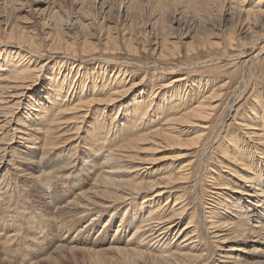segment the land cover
I'll return each mask as SVG.
<instances>
[{"label":"rangeland","instance_id":"374dc122","mask_svg":"<svg viewBox=\"0 0 264 264\" xmlns=\"http://www.w3.org/2000/svg\"><path fill=\"white\" fill-rule=\"evenodd\" d=\"M18 1L17 3L16 0H12L13 4L7 6L3 4L4 0H0V20L2 19L0 28L7 21H11L19 30L24 27L25 32L33 36L34 42L40 44L41 51L45 52L39 61L40 65L43 63L45 66L39 71L35 85L29 87V90L25 89L21 104L15 110L13 120L19 124L10 125L0 131V230H2L0 242L10 240L12 244L10 250L5 251L6 254L0 245V264H37V261H41V264H48L46 261L49 256L55 258L53 264H65L66 261L70 264H77L72 260L74 254L81 255V263L85 262V264H94L93 262L98 260L104 261V264H126L127 262V264H156L158 261V264H178V262L179 264H183V262L184 264H248L244 259L237 261V258L244 254L242 249L248 246L247 241L257 239L250 234L251 229L256 225V220L255 214L254 216L251 215L250 210L245 207L248 195L244 196L242 193H246L248 190L251 194L257 192L254 193L257 196L260 186L258 180L254 182L257 188L251 187L250 183L241 184V182L234 180L233 173L237 171L236 168H240L239 161L247 158V161L254 165L253 168L263 167L261 175L264 180V163L262 160L259 161L258 151H255V145L259 142L257 140L260 135L264 140L263 126L258 125L254 128L252 125L250 127L244 125L246 123L251 124L254 121V116L258 112L262 114L264 111V12L262 15H255L253 12L254 14L246 19L243 10L233 7L228 2L224 3L223 0H217V2L216 0H204L203 2L202 0ZM251 1L257 2L258 0ZM262 7L264 10V1ZM255 11H258L257 8ZM51 12H55L53 15L56 17L52 18ZM53 22H58V24ZM68 29L71 30L68 31ZM69 32L70 36L68 35ZM0 35L4 37L2 31ZM53 35L56 37L54 38ZM36 37L40 39L38 40ZM60 37L63 39L62 42L65 40V42L70 43L71 51L76 52L77 58L69 57L70 61L63 57V49L54 50L59 42L57 38ZM128 42L129 44H127ZM50 43H53L54 47L50 48L52 46ZM130 43L134 45L131 46ZM12 44L15 47L11 44L0 45L1 75L9 74L15 65L11 50L19 49V44ZM26 48L28 47L26 46ZM109 50H113V53L107 52ZM56 51L58 53H54ZM110 55L113 57H109ZM74 61L76 64L79 61V64H73ZM30 65L34 66V62ZM78 67L82 68L81 72L85 73V77H90L86 83L92 87L91 92L94 90V93L85 97L82 102L85 103L86 108L81 107L74 112L70 109L79 100L78 97L70 98L73 103L71 106L68 104L71 102L65 103L60 99H63L64 94H67L66 91L70 83L68 80L75 79L77 74H81ZM59 73L61 74L59 75ZM69 75L72 76L69 78ZM175 78L183 79L173 82ZM63 80L65 81L61 87L60 83ZM102 85L125 91L122 101L124 104L123 116L118 121L113 118L112 106H105V102H107L105 99L108 97L105 93L109 90ZM58 89L63 93L62 96L58 97L61 107L53 112L52 106L56 105L57 107L58 104H55L54 101L57 96L51 92ZM77 91L79 92V90ZM152 92L155 93L152 94ZM30 97L35 100L33 105L31 104L32 101H29ZM137 101H141V104L138 105L139 110L136 106ZM206 101L207 103H205ZM41 102L45 103L48 110L40 109ZM86 102H93V104L90 105L89 103L88 106ZM197 102H202L206 106L208 104L209 109L207 110H211L213 113L211 118L194 119L195 121L192 118H186L185 112L189 108L197 106L199 104ZM211 103L216 108L210 109ZM142 107L149 110L145 118L140 120ZM86 111L89 112L87 115H85ZM180 113H182V118L179 117ZM176 116H178V122H183V124L176 125L178 129L173 136L181 132L178 136L182 137L183 143L186 146L188 143L189 147L186 148L183 143L170 144L169 146L163 143V145H157V150L156 147L150 148L148 153V148L151 145L141 143L138 147L145 146L142 150L130 149L131 144L134 141H139V138L146 132L148 135L151 134L150 138L160 137L162 139L159 134L161 131L158 130L162 127L166 129L169 125L167 121L171 122L170 119H174ZM167 117L168 120H166ZM79 118L80 120H78ZM186 120H193L195 123L194 125H184ZM35 125H38V128ZM205 126L207 128H201ZM22 127L24 130L20 129ZM198 129L200 130L197 132ZM253 132L258 133L259 136L249 135ZM198 133H204L201 143L203 142V146L204 142H207L205 147H202L201 143L198 145L193 142L192 139ZM32 143V149L26 148L27 145L25 144L32 145ZM151 149L156 152L154 153ZM143 150L147 153L141 152ZM236 150L237 152H235ZM226 151H228L227 155H230L231 159L226 156ZM29 153L33 157H30ZM110 153L116 154L118 157L119 161L115 163V166L120 168L118 169L120 171L117 176L118 178L122 177L123 181L126 180V185L142 184L147 187L149 183L160 181L163 177L165 179L170 174L166 179H171V182L174 181L172 183L175 184L173 188L175 196L185 197L189 212L181 219L180 228L185 227V225L188 226L191 216H195L193 225L189 228L194 232L190 237L193 238V241L196 240L195 244L193 243L196 246L191 248L192 253L189 252L192 254L190 255L191 258L181 257L182 259L176 260V263L174 260H171L172 263L168 261L166 263V259L159 257L161 250L154 248L158 245L155 244V240L159 239L157 236L159 233H154L152 226L147 224V213L150 206L146 205L145 200L148 201L149 197L153 196V191L144 195H134L127 200H119L113 204V207L106 208L107 210L102 207L101 212L99 211L100 214L98 211L95 212L97 218L93 217V220L97 221L100 226L85 236H80L78 233L88 220L89 216L87 215L89 213L83 216L82 212L74 214L75 211L73 212L69 208L64 209L65 211L60 210L57 215L63 217L64 223L61 229L53 219H49L55 213L52 210L53 205L48 202L67 204L79 192L90 190L96 181L94 178L97 179L102 170L105 169V164L102 162ZM43 154V159H40ZM122 154L123 156H121ZM134 156L136 158L138 156L146 157L147 159L138 160L133 158ZM236 156H240L238 161L235 160L237 159ZM159 157L163 159L160 160ZM231 161H234L233 163L236 165ZM141 163L143 165L139 167ZM186 167L188 168L186 169ZM172 168L176 169L173 170ZM179 168H183L185 173L192 170V174L185 181L178 182L176 177H179V172H177ZM241 170L242 168L239 169V171ZM143 178L147 181H144ZM152 179L154 180L152 181ZM44 186L46 190L43 189ZM232 186L238 187L232 189ZM223 201H226L224 204L227 203V208L224 207L223 209L225 206ZM230 203L234 204L232 208H230ZM241 206L244 207V210L241 209ZM217 207L219 208L217 209ZM235 207L237 208L235 209ZM212 208L215 212L211 213L217 212L218 220L224 221L223 224L228 222L233 225L234 223V228L239 229L241 233L243 232L241 236L244 238L242 240L234 238L225 242L218 241L219 238H214L210 234L212 228H210L209 221L211 219L208 217L209 210L213 211ZM239 212L241 215L238 216L242 217H234ZM31 213L35 217L31 216ZM38 216L49 219L46 224L43 223L41 233L38 230L40 228ZM75 217L77 218L74 219ZM122 220L126 223H123ZM133 223H138V226H132ZM135 227L136 229L141 227L140 230L145 232L144 238L131 240ZM102 229L104 230L102 231ZM233 229L229 231L223 229L225 231H221V234L234 235L235 233H231ZM116 231L119 232L118 235H115ZM15 234L17 237L13 240ZM62 234L68 235L73 240L58 241V237ZM38 237L41 240H38ZM76 238L77 240L82 238L86 241H76ZM166 238L168 240L162 241L160 244L162 248L176 250L177 247L178 249L177 245L182 238L179 239L175 233L170 232L164 237V240ZM139 241L141 242L140 246L137 244ZM251 243L261 249L259 252L264 253V243L256 241ZM79 246L81 248L84 246L83 248L92 251L95 250L94 252L97 254H94L95 256L88 254L82 256ZM121 246L126 249L133 248L135 251L147 252L146 254L143 253L142 256L140 253H137L139 256H133L129 249L131 253L129 252L127 257L124 255L122 257L112 249L113 247L121 248ZM109 247L110 249H108ZM231 247L235 249L233 250ZM68 248H73V250L69 252ZM58 249L66 254L67 258L59 259ZM107 250L110 252L108 253ZM186 251H190V248ZM150 255L153 257L151 258ZM248 255L254 256L249 253ZM150 259H152V263Z\"/></svg>","mask_w":264,"mask_h":264},{"label":"bare ground","instance_id":"6f19581e","mask_svg":"<svg viewBox=\"0 0 264 264\" xmlns=\"http://www.w3.org/2000/svg\"><path fill=\"white\" fill-rule=\"evenodd\" d=\"M2 1V0H1ZM17 1V3L19 2L18 0H16ZM23 1V0H22ZM204 0H202V2H203ZM220 1H222V0H220ZM248 1L249 0H223V2L224 3H229V4H231L233 7H238V8H240V10H243V12H245V15H246V19H248L249 17H251L254 13L253 12H255V15L256 14H263V12H264V10L262 9L263 7H262V4H263V1L264 0H258L257 2H255V1H249V3H248ZM48 2V1H47ZM216 2H217V0H216ZM195 3V2H194ZM193 3V4H194ZM215 3V2H214ZM221 3V2H220ZM219 3V4H220ZM254 3H256V4H254ZM2 4V3H1ZM3 4L4 5H7V6H9V5H12L13 3H12V0L10 1V0H4V2H3ZM217 4V3H216ZM248 4V6L246 7V5ZM253 4V5H252ZM260 4H261V6H260ZM16 5V4H15ZM23 5H24V3H23ZM22 5V6H23ZM210 5V4H209ZM194 6V5H193ZM6 7V6H5ZM130 7V6H129ZM250 7V8H249ZM262 7V8H261ZM14 8V7H13ZM52 8V7H51ZM87 8V7H86ZM219 8H220V6H219ZM256 8H257V10L258 11H255L256 10ZM48 9V8H47ZM49 9H50V7H49ZM13 10V9H12ZM16 10V9H15ZM52 10V9H51ZM219 10V9H218ZM53 11V10H52ZM54 11H56V10H54ZM222 11V10H221ZM242 12V11H241ZM14 13H15V11H14ZM52 14L50 15L52 18H54V17H56L55 15H53V13H55V12H51ZM61 15V14H60ZM264 15V14H263ZM5 16V15H4ZM22 16V15H21ZM26 16V15H25ZM258 16V15H257ZM16 17V16H15ZM19 17V16H18ZM17 17V18H18ZM48 17V16H47ZM50 17V18H51ZM58 17H59V15H58ZM61 17V16H60ZM256 17V16H255ZM0 18H1V13H0ZM28 18H29V16H28ZM49 18V17H48ZM62 18V17H61ZM67 18V17H66ZM22 19V18H21ZM25 19H27V18H25ZM58 19V18H57ZM60 19V18H59ZM244 19V18H243ZM28 20V19H27ZM26 20V21H27ZM64 20V19H63ZM250 20H251V18H250ZM25 21V20H24ZM62 21V20H61ZM66 22L68 21V20H65ZM246 21V20H245ZM51 22V21H50ZM71 22V21H70ZM0 23H2V19L0 20ZM23 23V22H22ZM53 23H56V24H58V22H53ZM64 24H67V23H64ZM84 24V23H83ZM155 24V23H154ZM5 25V26H4ZM4 25L2 26L1 25V27L2 28H0V32L2 31L3 32V35H4V37L2 36L1 37V35H0V45H5V44H11V45H13L12 43H15V44H19L18 45V47H19V49H16V50H11L12 51V53H13V55H14V59H15V65L12 67V69H11V71H10V73L9 74H3V75H1L0 76V131L1 130H3L4 128H7V127H9L10 125H14V124H19V123H17V121H14L13 120V115H14V113H15V110H17V107H19V105L21 104V98H22V96H23V94L25 93L24 91H25V89H28L29 87H32L33 85H35V81H36V77L38 76V74H39V71H41L43 68H44V64L42 63V65H40V59H41V57H43V53H45V52H42L41 51V49H40V47L39 46H41L40 44H37V43H35L34 42V37L33 36H31L30 34L28 35L26 32H25V30L23 29V28H21V30H19V29H17V26L15 27L14 26V24H12V22L10 21H7V22H5L4 23ZM21 25V24H20ZM62 25V24H61ZM85 25H89V24H85ZM62 26H64V25H62ZM61 26V27H62ZM19 27V26H18ZM58 28L60 27V26H57ZM65 27V26H64ZM67 27V26H66ZM83 27H84V25H83ZM55 28V27H54ZM26 29V28H25ZM51 29V28H50ZM63 29V28H62ZM61 29V30H62ZM32 30V29H31ZM55 30V29H54ZM69 30H71V29H68V31ZM33 31V30H32ZM35 31V30H34ZM64 31V30H63ZM37 32V31H36ZM62 32V31H61ZM60 32V33H61ZM65 32V31H64ZM112 32V31H111ZM126 32V31H125ZM52 33V32H51ZM56 33V32H55ZM84 33V32H83ZM33 34V33H32ZM64 34V33H63ZM67 34V33H66ZM34 35H35V33H34ZM39 35H40V33H39ZM38 35V36H39ZM59 35V34H58ZM57 35V36H58ZM69 36L71 35L70 34V32H69V34H68ZM127 35V34H126ZM133 35H134V33H133ZM37 36V35H36ZM42 36V35H41ZM54 36V38L56 37L55 35H53ZM107 36V35H106ZM109 36V35H108ZM123 36V35H122ZM128 36H129V34H128ZM72 37H74V36H72ZM36 38H38V37H36ZM35 38V39H36ZM42 38V37H41ZM48 38V37H47ZM51 38V37H50ZM87 38V37H86ZM89 38H90V36H89ZM108 38V37H107ZM127 38V37H126ZM40 38H38V40H39ZM43 39V38H42ZM42 39H41V41H42ZM57 39H59V42L57 43V41H56V43H57V45L54 47L51 43V47L50 48H52V47H54V50H57V49H63L64 50V53H62L64 56V58H67L68 60H70L71 61V59H69V57H74V59L75 58H77V54H76V52H74V50H73V52L71 51V45H69L70 43H68V42H65V40H64V42H62L61 40H63L61 37L60 38H57ZM56 39V40H57ZM64 39H65V37H64ZM76 39V38H75ZM74 39V40H75ZM88 39V38H87ZM111 39V38H110ZM116 39V38H115ZM131 39V38H130ZM37 40V39H36ZM51 40H52V38H51ZM72 40V39H71ZM83 40V39H82ZM121 40V39H120ZM73 41V40H72ZM80 41V40H79ZM85 41V40H84ZM87 41V40H86ZM90 41V40H89ZM88 41V42H89ZM109 41V40H108ZM127 41V40H126ZM75 42V41H74ZM106 42H107V39H106ZM84 43V42H83ZM92 43H93V41H92ZM105 43V42H104ZM111 43H113V42H111ZM111 43H110V45H111ZM245 43V42H244ZM74 44V43H73ZM87 44V43H86ZM127 44H129V42L127 43ZM131 44V46H133L132 45V43H130ZM16 45V46H17ZM55 45V44H54ZM82 44H80V46H81ZM14 47H15V45H13ZM26 46L28 47V48H26ZM48 46V45H47ZM73 46V45H72ZM83 46V45H82ZM107 46H108V43H107ZM118 46V45H117ZM122 46V45H121ZM129 46V45H128ZM214 46V45H213ZM37 49H36V48ZM74 47V46H73ZM84 47V46H83ZM86 47V46H85ZM92 47V46H91ZM46 48V47H45ZM75 48V47H74ZM129 48H131V47H129ZM167 48V47H166ZM39 49V50H38ZM76 49H78V48H76ZM262 49V48H261ZM81 50V49H80ZM79 50V51H80ZM87 50V49H86ZM85 50V51H86ZM90 50V49H89ZM89 50H88V52H89ZM98 50V49H97ZM105 50V49H104ZM110 50H111V48H110ZM107 51V52H112L113 53V50L112 51ZM119 50H120V48H119ZM118 50V51H119ZM93 51V50H92ZM114 51H116L115 49H114ZM165 51V50H164ZM52 52V51H51ZM94 52V51H93ZM173 52V51H172ZM2 53V52H1ZM54 53H58V51H56V52H54ZM79 53V52H78ZM163 54H164V52H162ZM50 54H52V53H50ZM60 55V54H59ZM91 55V54H90ZM93 55V54H92ZM91 55V56H92ZM113 55V54H112ZM167 55V54H166ZM103 56V55H102ZM104 57H106V56H104ZM109 57H113V56H109ZM73 61V60H72ZM24 62H26V63H24ZM32 62H34V66L33 65H30V63H32ZM79 62V61H78ZM77 62V64H79ZM72 63V62H71ZM73 64H76L75 63V61L73 62ZM76 64V65H77ZM12 65V64H11ZM40 65V66H39ZM167 65V64H166ZM33 66V67H32ZM85 68V67H84ZM78 69L80 70V72L79 73H81V74H77L76 75V77H75V79H70V80H68V81H70V83H69V88H68V90L66 91L67 92V94H64V98L63 99H60V100H63L65 103L66 102H71L70 101V98L72 99V98H79V100L78 101H76V103H74V105L72 106V108L70 109V111H74V110H77L78 111V109L79 108H83V107H85L84 105H85V103H82L83 101H84V99H85V97H87L88 95H92L93 93H94V90H92V92H91V88L92 87H89L88 85H87V80L90 78V77H85L86 75H85V73L82 71L81 72V70H82V68H79L78 67ZM61 73H59V75H60ZM125 76H126V74H124ZM72 75H69L68 77L70 78ZM59 77V76H58ZM119 77V76H118ZM118 77H116V79H118ZM85 78H86V80H85ZM235 78V77H234ZM30 79H33L32 81L30 80ZM50 79V78H49ZM78 79H80V81H78ZM115 79V80H116ZM181 79H183V78H175L174 80H173V82H175V81H178V80H181ZM185 79V78H184ZM114 80V81H115ZM64 81L65 80H63V81H61V83H60V86L61 87H63V84H64ZM72 81V82H71ZM121 81V80H120ZM33 82V83H32ZM232 82V81H231ZM107 85V84H106ZM167 85V84H166ZM97 86V85H96ZM105 89H107V90H109V91H107V93H105L108 97H106V99H105V101L107 100V102H105V106L107 105V106H112V115H113V118H115V120H120L121 119V117L123 116V110H124V104L122 103V101L124 100V97H123V92H125V91H122L121 89H117V88H110L109 86H104V85H102ZM162 86H163V84H162ZM115 87V86H114ZM237 87V86H236ZM97 88V87H96ZM31 89V88H30ZM95 89V88H94ZM165 89V88H164ZM29 90V89H28ZM77 90H79V92L77 91ZM80 90H82L83 92H81ZM103 92V91H102ZM53 95H55V96H57L55 99H54V101H55V104H58V106L56 107V105L53 107L52 106V108H53V112L54 111H56V110H58V108H60L61 107V102L58 100V97L59 96H62V94L63 93H61L60 92V90L58 89V90H55V91H53V92H51ZM155 92H152V94H154ZM45 95V94H44ZM95 95H97V94H95ZM95 95H94V99H95ZM40 97H41V95H40ZM212 97V96H211ZM211 97H208V98H211ZM62 98V97H61ZM205 98V97H204ZM207 98V97H206ZM51 99V98H50ZM88 99V98H87ZM91 99H93V97H91ZM90 99V100H91ZM93 99V100H94ZM216 99V98H215ZM257 99H258V97H257ZM199 100V99H198ZM204 100V99H203ZM205 100H207V99H205ZM214 100V99H213ZM29 101L31 102V104L33 105V102H35V100H33V97H30L29 98ZM89 101V100H88ZM202 101V100H201ZM42 104V106H41V108L40 109H42L43 108V110L44 109H46V110H48L47 108H46V105H45V103L44 102H41ZM88 103V106H89V103H90V105L91 104H93V102H86V104ZM103 103V102H102ZM197 103H199V102H197ZM205 103H207V101L205 102ZM68 104H70V106H71V104H73L72 102L71 103H68ZM101 104V103H100ZM141 104V101H137L136 102V106H137V110H139L140 108H138V105H140ZM193 104V103H192ZM219 104V103H218ZM217 104V105H218ZM222 104V103H221ZM132 105V104H131ZM210 105H212V103L210 104ZM216 105V106H217ZM262 105V104H261ZM40 106V105H39ZM44 106V107H43ZM106 106V107H107ZM146 106V105H145ZM193 106V105H192ZM191 106V107H192ZM36 107V106H35ZM65 107V106H64ZM210 107V109H212V108H216V107H213V105L212 106H209ZM86 108V107H85ZM89 108V107H88ZM87 108V109H88ZM143 111H142V118H140V120H143L144 118H145V116H146V114L148 113V110L149 109H145L144 107H142L141 108ZM186 110H187V108H185ZM207 109H209L208 108V104H207V106H206V104H204V103H199L197 106H194V107H192V108H189L186 112H185V116H186V118L187 119H189V118H192L193 120L195 119V120H200L201 118H211V115L213 114L212 113V111L211 110H207ZM67 110L69 111V109H68V107H67ZM81 110H83V109H81ZM146 110V111H145ZM214 110V109H213ZM67 111V112H68ZM69 111V112H70ZM88 111V110H87ZM85 112V115H87L89 112ZM61 112V111H60ZM62 112H63V110H62ZM65 112V111H64ZM75 112V111H74ZM137 112V111H136ZM178 112H180V111H178ZM184 112V111H183ZM66 113V112H65ZM127 113H129V112H127ZM177 113V112H176ZM39 114V113H38ZM37 114V115H38ZM76 114V113H75ZM75 114H73V115H75ZM104 114V113H103ZM108 114V113H107ZM175 114V113H174ZM181 114L182 113H180V118H182V116H181ZM221 114V113H220ZM79 115V114H78ZM78 115H76V116H78ZM110 115V114H109ZM255 115V114H254ZM75 116V117H76ZM82 116V115H81ZM174 117V116H173ZM177 117L178 116H176V118H174V119H170L171 120V122L170 121H167L168 122V124L169 125H167V127H166V129L165 128H163L162 126V128H160V130H158V131H161V132H159V134H160V136H162V139L160 138H150L149 136L151 135V134H149L148 135V133H147V135H143V136H141V138H139L140 140L139 141H137V142H135L134 141V138H133V141H134V143L133 144H131V146H130V149H132V148H135L136 150H142V148H144V147H138V145H140L141 143H144V144H148V146H150L149 148H148V146H147V148L149 149V151H148V153L150 152V148H153V147H156L155 149L157 150L158 148H157V145H163V143H166V144H164V145H170V144H182L183 143V140L180 138V136H178L179 135V133H181V132H179L178 133V135H175V136H173V134H174V132H176V130L178 129V127L176 126L177 124H179L180 125V123H182L183 124V122H178V120H177ZM3 118V119H2ZM74 118V117H73ZM8 119V120H7ZM61 119V118H60ZM84 119V118H83ZM62 120V119H61ZM64 120V119H63ZM78 120H80V118L78 119ZM81 120H82V118H81ZM166 120H168V117H167V119ZM166 120H165V122H166ZM193 120H186L184 123V125H187V124H193L194 125V123H193ZM194 120V121H195ZM237 120V119H236ZM254 121H252L251 122V124L250 123H246V124H244V125H248L249 127H250V125H252V126H254V128H256V126H263V128L262 129H264V111H263V113L261 114H259V112H258V114H256L255 116H254V119H253ZM60 121V120H59ZM58 121V122H59ZM68 121V120H67ZM75 121V120H74ZM83 121V120H82ZM85 121V120H84ZM114 121V120H113ZM164 121V120H163ZM180 121V120H179ZM245 121V120H244ZM79 122V121H78ZM164 122V123H165ZM246 122V121H245ZM172 123V124H171ZM196 123H198V122H196ZM21 124V123H20ZM77 124H79V123H77ZM162 124H163V122H162ZM167 124V123H166ZM240 124H243V123H240ZM131 126H133L132 124H130ZM165 125V124H164ZM15 126V125H14ZM24 126V125H23ZM38 125H35V127L36 128H38L37 127ZM76 126H79V125H76ZM75 126V127H76ZM113 126V125H112ZM160 126V125H159ZM21 127V126H20ZM60 127H61V125H60ZM74 127V128H75ZM105 128V127H104ZM201 128H207V126H205V127H201ZM244 128V127H243ZM20 129H23L24 130V128L22 127V128H20ZM76 129H78L77 127H76ZM156 129V128H155ZM158 129V128H157ZM162 129V130H161ZM247 129V128H246ZM251 129V128H250ZM19 130V129H18ZM80 130H81V128H80ZM183 130V129H182ZM200 129H198L197 130V132L199 131ZM204 130V129H203ZM254 130H256V129H254ZM20 131V130H19ZM22 131V130H21ZM153 131V130H152ZM163 131V132H162ZM205 131V130H204ZM249 131V130H248ZM251 131H252V129H251ZM153 132H155V131H153ZM186 132V131H185ZM44 133V132H43ZM76 133H77V131H76ZM79 133V132H78ZM141 133V132H140ZM150 133V132H149ZM73 134V133H72ZM139 134V133H138ZM177 134V133H176ZM196 134V133H195ZM204 134V133H203ZM203 134L202 133H198L196 136H194V138L192 139L193 140V142L194 143H196V144H200L201 143V141H203ZM262 134V133H261ZM75 135V134H74ZM154 135H155V133H154ZM153 135V136H154ZM249 135H256V136H259L258 135V133H256L255 134V132H253V133H249ZM99 136V135H98ZM261 137H262V135H260ZM259 136V139L257 140V144L255 145V148L257 149H255V151H258V154H259V161L260 160H262V162L264 163V140L261 138ZM137 137H138V135H137ZM137 137H135V138H137ZM157 137V136H156ZM209 138V137H208ZM249 138V137H248ZM254 138V137H253ZM207 139V138H206ZM215 139V138H214ZM262 139V140H261ZM136 140V139H135ZM129 141H131V140H129ZM187 142H188V139L186 140ZM206 141H208V139L206 140ZM254 141V140H253ZM191 142V141H190ZM224 142V141H223ZM203 143V142H202ZM202 143H201V146H202ZM205 144H203V146L205 147L206 145H207V142H204ZM210 143V142H209ZM184 144V143H183ZM191 144H192V142H191ZM190 144V145H191ZM25 145H27L26 146V148H28V149H32L33 148V143H32V145H30V144H25ZM135 145V146H134ZM136 145H137V147H136ZM185 146H186V144H184ZM194 145V144H193ZM261 145H262V147H261ZM35 146V145H34ZM121 146V145H120ZM124 146V145H123ZM175 146H177V145H175ZM202 146V147H203ZM225 146V145H224ZM187 147H189V145H188V143H187V146H186V148ZM230 147V146H229ZM233 147V146H232ZM237 147V146H236ZM239 147V146H238ZM17 148V147H16ZM36 148V147H35ZM123 148V147H122ZM125 148L127 149V146H125ZM147 148H145V150H147ZM167 148V147H166ZM183 148V147H182ZM43 149V148H42ZM236 149V148H235ZM245 149V148H244ZM93 150V149H92ZM117 150V149H116ZM145 150H143V151H141V152H145ZM152 151H153V149H151ZM231 150V149H230ZM124 151V150H123ZM128 152V151H127ZM133 152H135V151H133ZM154 152V151H153ZM156 152V151H155ZM154 152V153H155ZM231 152V151H230ZM235 152H237V150L235 151ZM124 153H126V152H124ZM147 153V151L145 152V154ZM44 154H46V153H44ZM44 154L43 155H41L40 156V159H43V157H44ZM136 154V153H135ZM135 154H132V155H135ZM151 154H153L152 152H151ZM228 154V151H226V156H229L230 157V155H227ZM232 154V153H231ZM245 154V153H244ZM249 154V153H248ZM125 155V154H124ZM238 155H239V153H238ZM29 156L30 157H33L32 156V154H30L29 153ZM121 156H123V154L121 155ZM152 156V155H151ZM249 156V155H248ZM29 157V158H30ZM132 157V156H131ZM123 158V157H122ZM133 158H135V159H138V160H142V159H147L146 157L145 158H143V157H141V156H138V158H136V156H134ZM157 158V157H156ZM160 158V160L161 159H163V158H161V157H159ZM174 158H176V157H174ZM236 158L237 159H235V157H234V159L235 160H239L240 159V156H236ZM128 159H129V156H128ZM131 159V158H130ZM230 159H231V157H230ZM229 159V160H230ZM137 160V161H138ZM171 160V159H170ZM228 160V159H227ZM31 161H33V160H31ZM119 161V159H118V157L116 156V154L114 155V154H108V157L102 162L103 164H105V169H103V167H102V172L99 174V176L97 177V175H96V177H97V179H95L94 178V180H96L95 182H94V184L92 185V187H91V189L89 190L88 189V191H81V192H79L74 198H73V200L72 201H69V203H67V204H60V203H57V202H48L49 204H51V205H53L52 206V210H53V212L55 213V215H53V216H51V217H49V219H53L56 223H57V225H58V227H60V229L61 228H63V225H64V223H63V217H61L60 215H57V213H59V211L60 210H66L67 208H69L70 210H73V212L75 211V213L74 214H77V213H79V212H82L81 214H83V216H85V215H87L88 213H89V215H87V216H89L88 217V220H86V222H85V224L83 225V227H81L80 229H79V235L80 236H85V235H87L89 232H91L92 230H94L95 228L97 229L100 225H99V223L97 222V221H95V220H93L94 218H97V217H95L96 216V213L95 212H101V208L102 207H104V209L105 210H107L108 209V207L110 208V207H113L114 205V203H116V202H118L119 200H127V199H129V198H131V197H134V195L136 196V195H141V194H146V193H148V192H151V191H153L154 192V194H152L153 196H151V197H149V199H148V201L147 200H145L147 203H146V205H149L150 206V208H149V210H148V213H147V224H148V226H152V230L153 231H155L154 233H159L157 236H159V239H157V240H155L156 242H155V244H158L156 247H154V248H156V249H158V250H161V254H159L160 256V258H163V259H166V263H167V261L168 262H171L172 263V261L171 260H174L175 261V263L177 262L176 260H180V258L182 257V258H185V257H190L191 258V256L190 255H192L191 253V250L194 248V246H196V245H193V243L196 241H193L192 239V237H190V236H192L193 234H194V232H193V230L192 229H189L190 228V226H192L193 225V222H194V218H195V216H191V220H189V222H188V226H186L185 225V227H183V228H180V224H181V219L184 217V215H186V214H188L189 212H188V210H187V207H186V202H185V197H177V196H175V191H174V183H172V182H174V181H170V180H168V179H164V177L160 180V181H156V182H151L150 180V182L151 183H149V182H146V183H149L148 184V186L147 187H144L142 184H137L136 182V184L137 185H135V186H133L132 184V186L130 185H126V180L125 181H123V179H121V178H118V172L120 171H118V169H120V168H117L116 166H115V163L116 162H118ZM127 161V160H126ZM144 161V160H143ZM142 161V162H143ZM40 162V161H39ZM123 162H124V158H123ZM130 162H131V160H130ZM141 162V161H140ZM144 162H146V161H144ZM156 162V161H155ZM232 162V161H231ZM234 162V161H233ZM232 162V163H233ZM35 163V162H34ZM73 163V162H72ZM86 163V162H85ZM129 163V162H128ZM134 163V162H133ZM138 163V162H137ZM151 163V162H150ZM149 163V164H150ZM171 163H172V161H171ZM201 163V162H200ZM260 163V162H259ZM26 164V163H25ZM131 164V163H130ZM180 164V163H179ZM234 165H236L235 163H233ZM239 164H240V168H242V172L241 171H239V169H237L236 167H234V168H236L235 170H237V171H235L234 172V170L233 169H231V170H233V177H235L234 178V180H236V181H239V182H241V184L242 183H244V185L246 184H251V187H256L255 186V181H257L258 180V185L260 186V187H258V189H259V192H258V195L256 196V195H254V193H257V192H253V194H251L250 192H248V190H246V193H242V195L244 194V196L245 195H248V201H246V208L248 209V210H250V212H251V215H253L254 216V214H255V220H256V225H254L253 226V228L251 229L252 231H251V235H252V237H254V238H257V239H255V240H253V241H256V242H260V243H264V212H263V210H264V180L262 179V175H261V172H262V168L263 167H258L257 169L256 168H253V164H252V162H248L247 161V158H243L242 159V161L240 160L239 161ZM250 164V165H249ZM38 165V164H37ZM99 165H102V164H99ZM119 165V164H118ZM132 165V164H131ZM130 165V166H131ZM140 166L139 167H141V165H143V163H141V164H139ZM173 165H175V164H173ZM187 165V164H186ZM226 165V164H225ZM231 165V164H230ZM230 165H229V167H230ZM125 166H127V165H125ZM124 166V167H125ZM136 166V165H135ZM145 166H147V165H145ZM183 166V165H182ZM232 166V165H231ZM46 167V166H45ZM179 167V166H178ZM190 167V166H189ZM125 168H127V167H125ZM131 168V167H130ZM132 168H135V167H132ZM152 168V167H151ZM188 167H186V169H187ZM17 169V168H16ZM20 169V168H19ZM36 169V168H35ZM123 169V168H122ZM121 169V170H122ZM173 169V168H172ZM172 169H171V171H172ZM176 169V168H175ZM175 169H173V170H175ZM185 169V168H184ZM192 169V168H191ZM75 170V169H74ZM139 170H141L140 168H139ZM155 170V169H154ZM189 170V169H188ZM208 170V169H207ZM221 170V169H220ZM229 170V169H228ZM132 171H133V169H132ZM171 171H169V172H171ZM193 171H195V170H193ZM210 171V170H209ZM52 172V171H51ZM124 172V171H123ZM122 172V173H123ZM130 172H131V170H130ZM177 172H179V177H176V180L179 182V181H185V179H187L188 177H190V175L192 174V170L189 172H187V173H185L184 171H183V168H179L178 169V171ZM177 172H175V173H177ZM230 172V171H229ZM250 172H252L253 174H255V175H252ZM264 172V171H263ZM129 173V172H128ZM135 173V172H134ZM136 174V173H135ZM163 174V173H162ZM206 174V173H205ZM213 174H214V172H213ZM216 174V173H215ZM231 174V173H230ZM52 175H53V173H52ZM119 175H120V173H119ZM137 175H139L138 173H137ZM131 177L132 176H134V175H130ZM162 176H164V175H162ZM172 176V175H171ZM225 176H227V175H225ZM39 177V176H38ZM124 177V176H123ZM134 177H136V176H134ZM160 177V176H159ZM218 177H219V175H218ZM259 177V178H258ZM161 178V177H160ZM170 178V177H169ZM215 178V177H214ZM225 178V177H224ZM256 178V180H254ZM148 179V178H147ZM202 179V178H201ZM34 180V179H33ZM37 181L39 180V179H36ZM137 180V179H136ZM143 180H144V178H143ZM154 179H152V181H153ZM157 180H158V178H157ZM232 180V179H231ZM230 180V181H231ZM32 181V180H31ZM36 181V182H37ZM138 181V180H137ZM141 181V180H140ZM139 181V182H140ZM144 181H147V180H144ZM176 181V182H177ZM190 181V180H189ZM244 181V182H243ZM44 183V182H43ZM130 183V182H129ZM132 183V182H131ZM134 183V182H133ZM144 184V183H143ZM195 184V183H194ZM228 184V183H227ZM47 185V184H46ZM142 185V186H141ZM145 185V184H144ZM222 185V184H221ZM236 185V184H235ZM49 187V186H48ZM193 187V186H192ZM227 187V186H226ZM236 187H238V186H232V189L233 188H236ZM50 188V187H49ZM90 188V187H89ZM179 188V187H178ZM257 188V187H256ZM43 189L44 190H46L45 189V186L43 187ZM255 189V188H254ZM258 189H256V190H258ZM87 190V189H86ZM178 190V189H177ZM182 189H180V191H181ZM241 190V189H240ZM179 191V192H180ZM183 191V190H182ZM242 191H245V190H243L242 189ZM48 193V192H47ZM50 193V192H49ZM184 194V193H183ZM182 194V195H183ZM212 195V194H211ZM224 197V196H223ZM146 198V197H145ZM215 198V197H214ZM218 198V197H217ZM228 198V197H227ZM227 198H225L226 200H228ZM221 199V198H220ZM243 199V198H242ZM241 199V200H242ZM247 200V199H246ZM214 201V200H213ZM124 202V201H123ZM221 202V201H220ZM226 202V201H225ZM224 201H223V204L225 203ZM222 204V203H221ZM231 204V203H230ZM130 205V204H129ZM217 205H219V204H217ZM225 206H223V209H224V207L225 208H227L228 207V205H227V203L226 204H224ZM234 204L232 203L231 205H230V208H232V206H233ZM253 206H255V207H253ZM222 207V206H221ZM258 207H260L259 209H258ZM107 208V209H106ZM219 207H217V209H218ZM237 207H235V209H236ZM252 210H251V209ZM216 209V208H215ZM241 209L242 210H244V207L243 206H241ZM64 210V211H65ZM77 210H79V211H77ZM212 210L213 211H210L209 210V216L208 217H210V228H212V229H210L211 230V232H210V234H212V236L214 237V238H219L218 239V241H221V242H225V241H227V240H231V239H234V238H236V240H242V238H244L243 236H241V235H243V232L241 233V232H239V229H235L234 228V223H233V225H232V223L230 224V223H226V224H223V223H225L224 221L223 222H221V220H218V218H217V216H218V214H217V212L216 213H211V212H215V210H214V208H212ZM239 210V209H238ZM63 211V212H64ZM190 211V210H189ZM237 211V210H236ZM240 211V210H239ZM68 212V211H67ZM100 212H99V214H100ZM109 212V211H108ZM193 212V211H192ZM238 212V211H237ZM253 212V213H252ZM231 213H235V212H231ZM33 213H31L30 215L31 216H34V215H32ZM98 214V213H97ZM107 214V213H106ZM243 214V213H242ZM73 215V214H72ZM102 215V214H101ZM110 215V214H109ZM194 215H195V213H194ZM238 215H241V213L239 212L237 215L235 214L234 215V217H236V218H241L240 216H238ZM79 216V215H78ZM77 216V217H78ZM98 216V215H97ZM107 216V215H106ZM113 215H112V213H111V217H112ZM245 216V215H244ZM35 217V216H34ZM77 217H75L74 219H76ZM94 217V218H93ZM230 217H233V216H230ZM38 219H39V222H40V228H38V230H39V232L41 233L42 232V230H43V223H47V221L49 220V219H46L44 216H38L37 217ZM90 218V219H89ZM99 218V217H98ZM235 218V219H236ZM108 219H111V218H108ZM232 219V218H231ZM235 219H233V220H235ZM145 220V219H144ZM196 220V219H195ZM34 221H36V219H34ZM110 221V220H109ZM134 221V220H133ZM132 221V222H133ZM142 221V220H141ZM140 221V222H141ZM236 221V220H235ZM80 222V221H79ZM122 222H123V220H122ZM135 222V221H134ZM233 222V221H232ZM36 223V222H35ZM34 223V224H35ZM108 223V222H107ZM123 223H126V222H123ZM34 224H33V227H35L34 226ZM121 225V224H120ZM136 225V227L138 226V223L137 224H135V223H133L132 224V226H135ZM230 225H232V226H230ZM141 226V225H140ZM108 227V226H107ZM106 227V228H107ZM120 227V226H119ZM136 227H135V231H134V233L132 234V236H131V240L132 239H141L142 237H143V235H144V233L145 232H142L140 229H141V227L139 228V229H136ZM195 227V226H194ZM105 228V227H104ZM125 228H127V227H125ZM234 228V229H233ZM108 229V228H107ZM189 229V230H188ZM209 229V228H208ZM213 229H215V230H213ZM223 229H225L226 231H229V230H232L233 229V231H231V233H235L234 235H232V234H225V235H222L221 234V231H225V230H223ZM104 229H102V231H103ZM209 230V231H210ZM118 231V230H117ZM116 231V234L115 235H118L119 234V232H117ZM144 231V230H143ZM0 232H2V230H0ZM122 232V231H121ZM169 232L170 233H175V236H177L179 239H181L182 238V240H181V242H179L178 243V249H177V247H176V250H172V249H165L164 247L162 248L161 246H160V244L162 243V241L163 242H166L167 240H168V238H166L165 240H164V237H166L167 236V234H169ZM191 232V233H190ZM96 233H97V231H96ZM123 233V232H122ZM163 234H164V237H163ZM232 235V236H231ZM0 236H1V233H0ZM157 236H154V237H157ZM223 236V237H222ZM17 237V234H15L14 236H13V240L15 239ZM100 237V236H99ZM194 237V236H193ZM144 238V237H143ZM251 238V237H250ZM1 239V238H0ZM38 240H41V238L40 237H38L37 238ZM68 239L69 240H73V239H70L69 237H68V235H65V234H62V235H60L59 237H58V241H60V242H62V241H68ZM223 239H224V241H223ZM78 240L80 241V240H82L83 242L84 241H86L85 239H82V238H78ZM77 240V238H76V241H78ZM128 240H130L129 238H128ZM252 240H250V241H247L248 242V246H250V247H248V246H246V248H243L242 249V252L244 253L242 256H239L238 258H237V261H239V260H245V261H247L248 262V264H264V253H261V252H259V250H261L260 248H257L256 246H254L251 242H253ZM96 242V241H95ZM116 242V241H115ZM119 242V241H118ZM128 242H130V241H128ZM160 242V243H159ZM139 246L141 245V242L139 241L138 243H137ZM168 244V243H167ZM195 244V243H194ZM0 245H1V248L4 250V253L6 254V252L5 251H9L10 250V247H12V244H11V242H10V240H8V241H6V242H0ZM94 245V244H93ZM170 245V244H169ZM200 245V244H199ZM153 246V245H152ZM167 246V245H166ZM228 246V245H227ZM84 247V246H83ZM81 248L80 246H79V249H80V251H81V254H82V256L83 255H85V254H88V255H90V256H95L94 254H97L96 252H94V251H92V250H89V249H86V248ZM138 247V246H137ZM253 247V248H252ZM90 248V247H89ZM92 248V247H91ZM140 248V247H139ZM188 248H190V251H186V249H188ZM192 248V249H191ZM197 248V247H196ZM222 248V247H221ZM12 249V248H11ZM63 249H65V248H63ZM108 249H110V247L108 248ZM115 252H117V254L119 253L120 254V256L122 255V257H123V255L125 256V257H127V255L129 254V252L130 251H132V255L134 256V255H138L137 253H140V255L142 256L143 255V253L144 254H146V252H140L139 250H137V251H135V249L133 250V248H128V249H126V248H122V246H121V248L120 247H113L112 248ZM129 249H130V251H129ZM231 249H235L234 247H231ZM240 249V248H239ZM13 250V249H12ZM68 250H69V252H71L72 250H73V248H68ZM112 250V251H113ZM35 251H37V250H35ZM108 251V253L110 252L109 250H107ZM111 251V252H112ZM74 252V251H73ZM189 252H191L190 254H189ZM57 253H58V258L59 259H62V258H67V255L66 254H64L62 251H60L59 249H58V251H57ZM99 253V252H98ZM113 253V252H112ZM131 253V252H130ZM154 253V252H153ZM248 253L249 254H253L254 256H250V255H248ZM8 254V253H7ZM102 254V253H101ZM107 254V253H106ZM114 254V253H113ZM118 254V255H119ZM195 254V253H194ZM117 255V256H118ZM149 255V254H148ZM152 255V254H151ZM150 255V257L152 258L153 256H151ZM156 255V254H155ZM80 256L81 255H78V254H74L73 255V257H72V260H74L77 264H85V262L84 263H81V259H80ZM101 256V255H100ZM114 256H116V255H114ZM139 256V255H138ZM158 256V255H157ZM156 256V257H157ZM196 256V255H195ZM7 257V256H6ZM113 257V256H112ZM131 257V256H130ZM146 257V256H145ZM192 257H194V256H192ZM197 257V256H196ZM241 257V258H240ZM50 256L47 258L48 260L46 261L48 264H53V261H54V259L55 258H50ZM103 258V257H102ZM133 258V257H132ZM181 258V259H182ZM8 259V258H7ZM112 259V258H111ZM115 259V258H114ZM148 259V258H147ZM185 259H187V258H185ZM189 259V258H188ZM134 260H136L135 258H134ZM143 260H144V258H143ZM149 260V259H148ZM147 260V261H148ZM151 260V263H152V259H150ZM157 260H158V258H157ZM162 260V259H161ZM115 261H117V260H115ZM121 261V260H120ZM126 261V260H125ZM141 261V260H140ZM184 261V260H183ZM182 261V262H183ZM191 261V260H190ZM93 262V261H92ZM118 262V261H117ZM121 262H123V261H121ZM136 262V261H135ZM137 262L139 263V261L137 260ZM155 262H157V261H155ZM188 262V261H187ZM94 264H104L105 262L104 261H101V260H98L97 262L96 261H94L93 262ZM128 263V262H127ZM126 263V264H127ZM146 263V262H145ZM158 263H159V261H158ZM158 263H156V264H158ZM191 263V262H190ZM37 264H41V261H37ZM65 264H70V262H68V261H66L65 262ZM140 264V263H139ZM150 264V263H149ZM154 264V263H153ZM178 264H179V262H178ZM181 264V263H180ZM183 264H184V262H183ZM230 264V263H229Z\"/></svg>","mask_w":264,"mask_h":264}]
</instances>
